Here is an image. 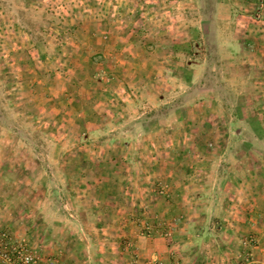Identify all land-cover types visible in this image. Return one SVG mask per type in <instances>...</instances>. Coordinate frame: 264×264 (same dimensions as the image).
<instances>
[{
    "label": "rangeland",
    "instance_id": "1",
    "mask_svg": "<svg viewBox=\"0 0 264 264\" xmlns=\"http://www.w3.org/2000/svg\"><path fill=\"white\" fill-rule=\"evenodd\" d=\"M113 241L264 264V0H0V264Z\"/></svg>",
    "mask_w": 264,
    "mask_h": 264
},
{
    "label": "crops",
    "instance_id": "2",
    "mask_svg": "<svg viewBox=\"0 0 264 264\" xmlns=\"http://www.w3.org/2000/svg\"><path fill=\"white\" fill-rule=\"evenodd\" d=\"M142 239V237H140ZM149 241H151V253L152 254H159L160 256L164 255V256H167L169 255V252L167 251V248L171 249V247L168 245V246H164V245H159V242L160 241H163L162 238H158L157 237H154V238H147ZM107 240V239H106ZM181 246V245H180ZM106 249H108V252H104L103 254H100V252L97 253L98 257L95 259L96 261H103L105 264H115L112 263V259L114 258V256L112 255V252L114 253L115 251H109V248L112 249V247H115L116 248V244L115 242H111V244L109 243H106ZM168 252V253H167ZM169 257V256H168ZM120 262V261H119ZM119 262H117V264H119ZM90 263V260H87L86 258L83 260V264H89ZM121 263V262H120ZM123 263V262H122ZM91 264V263H90ZM99 264V263H97ZM129 264V262L127 263Z\"/></svg>",
    "mask_w": 264,
    "mask_h": 264
},
{
    "label": "built area",
    "instance_id": "3",
    "mask_svg": "<svg viewBox=\"0 0 264 264\" xmlns=\"http://www.w3.org/2000/svg\"><path fill=\"white\" fill-rule=\"evenodd\" d=\"M29 260V258H27Z\"/></svg>",
    "mask_w": 264,
    "mask_h": 264
}]
</instances>
